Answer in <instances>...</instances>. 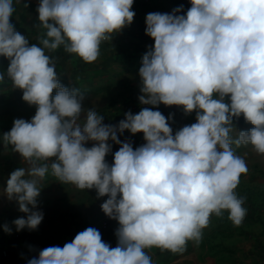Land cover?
I'll list each match as a JSON object with an SVG mask.
<instances>
[{
    "label": "clouds",
    "instance_id": "clouds-1",
    "mask_svg": "<svg viewBox=\"0 0 264 264\" xmlns=\"http://www.w3.org/2000/svg\"><path fill=\"white\" fill-rule=\"evenodd\" d=\"M133 2L40 0L41 47L29 45L10 22L13 0H0V56L10 61L12 86L36 106L30 121L17 118L3 134L4 147L29 165L7 179L8 198L28 214L14 221L17 230L41 223L42 213L29 205L36 207L38 182L49 170L62 183L107 196L102 210L119 224L116 247L88 227L28 264H153L146 249L183 253L189 241L201 242L213 215L227 212L234 226L247 215L246 197L236 189L248 167L233 145L250 144L264 155V0H190L183 15L177 14L182 6L147 14L145 31L154 45L142 57L138 99L195 111L196 122L175 134L168 118L148 107L125 113L118 125L104 124L95 109L84 108L80 89L61 83L45 51L62 46L85 63L96 62L102 42L133 22ZM241 115L253 127L233 138V119ZM125 130L143 133L146 143L134 149L122 142L118 133ZM109 140L120 145L111 165Z\"/></svg>",
    "mask_w": 264,
    "mask_h": 264
},
{
    "label": "crops",
    "instance_id": "crops-1",
    "mask_svg": "<svg viewBox=\"0 0 264 264\" xmlns=\"http://www.w3.org/2000/svg\"><path fill=\"white\" fill-rule=\"evenodd\" d=\"M39 3L40 0H19V2L13 0L15 11L10 22L17 32L28 39L29 45L37 44L42 47L39 41L44 37L46 29L42 27L38 19ZM181 6L182 11L177 13L178 15L186 14L191 7L190 0H134L131 9L135 12L133 22L113 33L108 42H102L101 55L96 62L92 63L93 66L90 69L93 72L92 79L88 78L86 81L85 78L84 86L80 84L79 89L86 97L83 102L84 108H93L98 114L104 116V124L118 125L119 121L125 119V113L131 111L133 114L136 109L142 108L138 99L142 94L139 68L142 66L143 55L154 45V40L146 35L145 31L147 14L153 12L171 14L173 9ZM9 63L7 58L0 56V73L5 77L4 81L0 82V264H28V261L35 257L34 241L37 237L35 235L38 232L37 229L45 230L44 235L48 239L49 235L59 228L53 221L56 217L66 219L68 223L67 226H61L60 231H56L62 234L55 241L58 246L63 247V242H71L79 232L88 227H94L99 230L104 242L111 247H116L115 233L119 227L118 221L112 220L108 229H101V224L98 222L102 215L101 205L108 197L98 196L95 189L80 190L75 185L62 183L51 174V170L43 180L38 182L40 194L37 197L36 207L32 208L29 205L31 211L41 212L46 221L41 222L36 229L25 227L17 230L14 221L18 218L26 219L28 214L19 210V203L15 197L8 198L7 179L14 170L21 167L27 168L29 165L18 153L13 152L11 147H4L3 134L10 131L17 118L30 121L35 115L36 106L25 102L22 99V90L12 86L7 76ZM149 108L161 111L168 118L173 134L182 127L196 122V112L185 114L182 106H165L161 103L158 108L154 106ZM252 127L253 125L246 122L241 115L238 119H233L231 135L236 138L240 131H247ZM118 138L122 142H130L134 149L146 143L143 133L133 135L127 130L123 134L118 133ZM108 143L114 144L111 140ZM90 144L93 142H88L85 146L88 147ZM233 149L237 155L244 158L248 171H254V177L249 173L241 177L237 188L239 196L246 197L245 203L264 201V177L261 174L262 171L264 172V155L257 154L250 144L238 148L233 145ZM117 150L119 149L112 146L111 152L106 155L105 159L110 165L113 163L114 153ZM259 172L261 176L258 178ZM262 214L264 215V212ZM73 218L80 220L71 225ZM72 226L77 228L76 233L65 236V233L73 232ZM5 227L10 229V232L5 231ZM261 235L264 236V232ZM208 246L209 249L216 248L221 253H210L211 255H207L206 262L196 257L199 256L198 253L179 256L173 253L171 257H167L169 251L166 250L163 253L157 248L146 249V251L152 257L153 264H264V245ZM196 248L200 246L196 245ZM4 249H8V257L3 256Z\"/></svg>",
    "mask_w": 264,
    "mask_h": 264
},
{
    "label": "rangeland",
    "instance_id": "rangeland-1",
    "mask_svg": "<svg viewBox=\"0 0 264 264\" xmlns=\"http://www.w3.org/2000/svg\"><path fill=\"white\" fill-rule=\"evenodd\" d=\"M46 54L52 57L56 65L58 78L60 79L61 83L63 80V85H65L66 87L71 86L72 88L79 89L80 84L84 86L85 78L86 81H88V78L92 79L93 72L90 70L93 66L92 63H85L77 56L66 53L62 46L55 52L48 53L46 51ZM141 107L144 108L143 106ZM141 109H136L133 114H138ZM91 146L92 144L88 145V147ZM112 146L118 149L120 147V145L117 144H113ZM248 173L252 174L251 176L254 177V171H248ZM261 174L263 175L262 177H264L263 171L261 172ZM261 174L259 172L258 178L261 176ZM243 176L244 175H242L241 177ZM236 192L239 196L238 189H236ZM243 206L247 209V215L245 216L241 226H234L233 223L228 219L227 212H225L223 217H216L215 215H213L211 217L209 226L203 230V238L198 244L200 248L197 249V244L189 241L187 243L186 250L183 253H177L178 256L180 254L197 255L198 253L199 256L196 257H200V259L204 260L203 262H206L207 255H209L210 253H221V251L216 250V248L214 250L209 249V246L207 247V245H264V236L261 235V233L264 232V215L262 214V212H264V201H252L250 203L246 202ZM106 217L107 215L102 210V215L98 221L101 224V229H105L102 227V223L106 219ZM79 220L80 219L73 218L71 219L70 223L72 225L74 222H78ZM112 220L113 219H111V221ZM45 221L46 219L43 217L41 222L44 223ZM53 221L55 225L59 226L56 231H60L61 226L68 225L67 220L61 217H56ZM72 230L73 232L65 233L64 235L72 236L74 233H76L77 228L75 229L72 226ZM37 231L38 232L35 233V235L37 236L36 239L52 243H55L58 237L62 235L54 231L52 235H49L50 238L48 237L47 239L44 235L46 232L45 230L41 231L37 229ZM161 253H163V251H161ZM172 255L173 253L170 251L167 253V257H171Z\"/></svg>",
    "mask_w": 264,
    "mask_h": 264
},
{
    "label": "built area",
    "instance_id": "built-area-1",
    "mask_svg": "<svg viewBox=\"0 0 264 264\" xmlns=\"http://www.w3.org/2000/svg\"><path fill=\"white\" fill-rule=\"evenodd\" d=\"M142 106H143L144 108H145V107H148V108H149V107H152V105H144V104H142ZM110 222H111V219L107 216L106 219H105V220L103 221V223H102V227H103V228H108ZM64 244H65V243L63 242V243H62V246H63ZM50 246H58V245L55 244V243H52V242H47V241H42V240L36 239V237H35V241H34V255H35V257L38 258L39 252H40L41 250H43L44 248H46V247H50ZM2 254H3V256L8 257V256H9V251H8V249H4V250L2 251Z\"/></svg>",
    "mask_w": 264,
    "mask_h": 264
},
{
    "label": "trees",
    "instance_id": "trees-1",
    "mask_svg": "<svg viewBox=\"0 0 264 264\" xmlns=\"http://www.w3.org/2000/svg\"><path fill=\"white\" fill-rule=\"evenodd\" d=\"M68 88H69V89H71L72 87H71V86H69ZM53 94H55V92H54Z\"/></svg>",
    "mask_w": 264,
    "mask_h": 264
}]
</instances>
